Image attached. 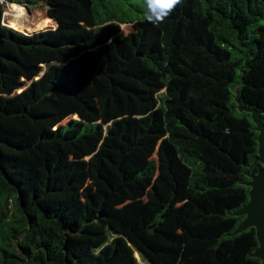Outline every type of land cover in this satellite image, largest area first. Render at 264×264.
<instances>
[{
	"label": "trees",
	"instance_id": "obj_1",
	"mask_svg": "<svg viewBox=\"0 0 264 264\" xmlns=\"http://www.w3.org/2000/svg\"><path fill=\"white\" fill-rule=\"evenodd\" d=\"M6 2H43L56 27H6ZM144 12L0 3V264H261L234 213L262 167L236 99L264 121V0ZM77 102L96 116L48 125Z\"/></svg>",
	"mask_w": 264,
	"mask_h": 264
},
{
	"label": "water",
	"instance_id": "obj_2",
	"mask_svg": "<svg viewBox=\"0 0 264 264\" xmlns=\"http://www.w3.org/2000/svg\"><path fill=\"white\" fill-rule=\"evenodd\" d=\"M16 5L22 6L19 4ZM25 7L29 9L28 6ZM4 23L10 25L5 20ZM35 31L30 33H34ZM236 100L240 111H250L252 113V119L259 132V148L256 161L260 162L262 167L257 171V173L252 174L251 180L247 183L250 187L249 200L234 213L235 215L245 216L235 230V233H241L250 227H254L256 229L258 245L255 248L253 255L260 258L261 264H264V121L262 120L259 111L243 106L238 97Z\"/></svg>",
	"mask_w": 264,
	"mask_h": 264
},
{
	"label": "rangeland",
	"instance_id": "obj_3",
	"mask_svg": "<svg viewBox=\"0 0 264 264\" xmlns=\"http://www.w3.org/2000/svg\"><path fill=\"white\" fill-rule=\"evenodd\" d=\"M136 1L144 3V0H136ZM42 4L44 3L41 2V3L28 6L29 9H27L25 6H22L24 8L22 9L23 14L19 15L18 10H21V9H18L17 7H15V5H12L6 2L4 5V9H5V13H7V16L4 14V20L8 24L13 26L14 28L18 27L19 21L21 23L28 24V27H31V29H33V30H30V32L35 31V30L45 29L48 27H56V22L54 20L50 18L53 21L52 22L50 19L46 18V17H49L47 14V9ZM122 26H123V29L125 30L127 29L125 28L126 27L125 25H122ZM24 33H27V32H24ZM95 99L99 100L97 96H95ZM91 105L97 106L96 103H91ZM82 111L85 112L84 114L87 118H90V117L94 118L96 116L95 113L97 112L96 110H93V108H90L88 102L86 103V105L84 103L77 102L75 107L70 111L69 115L66 114V116L63 119H61L62 115H59L55 117L52 121H50L48 125H50L53 128V130H57L61 125L66 124L68 120L72 118L77 119V120H83L84 117L82 115Z\"/></svg>",
	"mask_w": 264,
	"mask_h": 264
},
{
	"label": "clouds",
	"instance_id": "obj_4",
	"mask_svg": "<svg viewBox=\"0 0 264 264\" xmlns=\"http://www.w3.org/2000/svg\"><path fill=\"white\" fill-rule=\"evenodd\" d=\"M3 0H0L2 3ZM182 0H144L143 7L145 9V19L154 25H160L164 20L176 9ZM18 14L22 15L23 10H18ZM7 16V13H5ZM9 27L11 25H5ZM123 30V26H120Z\"/></svg>",
	"mask_w": 264,
	"mask_h": 264
},
{
	"label": "bare ground",
	"instance_id": "obj_5",
	"mask_svg": "<svg viewBox=\"0 0 264 264\" xmlns=\"http://www.w3.org/2000/svg\"><path fill=\"white\" fill-rule=\"evenodd\" d=\"M12 5H15V7H17L18 9H24L22 6H18V5H16V4H12ZM18 21H19V20H18ZM14 26H15V25H14ZM18 28H19V29H23V30L31 29V27H28V24L21 23L20 21H19V23H18Z\"/></svg>",
	"mask_w": 264,
	"mask_h": 264
}]
</instances>
